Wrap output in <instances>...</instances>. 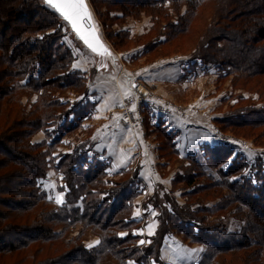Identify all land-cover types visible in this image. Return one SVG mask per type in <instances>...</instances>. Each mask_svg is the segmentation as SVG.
Instances as JSON below:
<instances>
[{
    "label": "trees",
    "instance_id": "16d2710c",
    "mask_svg": "<svg viewBox=\"0 0 264 264\" xmlns=\"http://www.w3.org/2000/svg\"><path fill=\"white\" fill-rule=\"evenodd\" d=\"M89 2L116 50L140 46L146 63L173 54L194 57L227 68L233 83L257 92L259 104L250 97L241 104L238 95L227 113L213 120L221 132L251 138L261 150L249 164L224 143L202 145L203 162L196 154L187 156L189 164L175 181L193 187L184 191L188 199L179 204L163 187L155 190L143 206L157 209L158 226L146 244L138 243L139 223L131 217L137 172L125 169L105 178L106 165L89 137L55 163L51 156L64 132L75 129L91 107L63 102L58 93L72 89L85 95L98 71L113 69L109 59L95 54L88 76L73 70L54 10L43 0H0V264H166L160 249L173 231L204 245L195 264H264V0ZM208 3L210 20L188 50L177 51L182 37L193 36V21L198 25ZM141 14L151 21L142 34L110 28L117 19ZM52 125L56 129L49 131ZM40 130L44 139L32 141ZM153 130L158 150L179 159L175 132L161 122ZM49 166L59 171L65 187L61 205L40 186ZM199 178L204 182H196ZM230 217L240 220L235 230L225 224ZM86 232L97 236V245H85Z\"/></svg>",
    "mask_w": 264,
    "mask_h": 264
},
{
    "label": "rangeland",
    "instance_id": "374dc122",
    "mask_svg": "<svg viewBox=\"0 0 264 264\" xmlns=\"http://www.w3.org/2000/svg\"><path fill=\"white\" fill-rule=\"evenodd\" d=\"M85 1L91 12L94 30L97 33L98 39L102 42L100 47L108 50L105 56L109 59L113 69H116L117 74L109 73L107 77L109 80L118 81L117 79H119L118 82L126 84L129 91L122 92L117 88L116 94L118 98L116 97V100L113 97L114 101L112 98L109 104V113L104 114V117L92 119L88 124L87 119L93 109L89 107L80 124L75 129L64 132L61 136L56 146V149L59 150L56 155L69 152L75 144L85 137L93 140V128H95V132L97 131V133L106 134L107 138L112 136V138H108V142L114 149L122 148L128 150L129 152H126V154L128 153L127 156L132 163L128 170L137 172L134 181L138 192L132 201L131 217L139 223L138 227L134 229L140 236L138 243L146 244L149 241V236L155 232L158 226V211L151 206L144 207V200L160 187H163L164 192L172 193L179 204H183L188 199L184 191L192 190L193 187H185L182 181H175L176 173L184 174L185 166L189 164L186 159L187 156L196 154L200 161L203 162L202 145L217 143L228 144L233 149V155H240L248 164L258 155L261 148L255 146L251 138L236 137L230 132H221L217 125L214 124L213 119L216 116L227 113L228 105L235 102L238 95L244 99L240 101L241 104L248 103L245 100L247 97L251 98V102L253 101L257 104H259L260 99H258L257 92L247 90L242 87L241 83H233L232 74H226L227 68L222 69L212 63H201L199 60L194 59V57L191 58L193 59V63L191 64L193 71L186 72L189 75L177 83H153L142 79L140 70L145 65L148 66L162 58L179 57L182 54H173L146 63L145 56L141 55L142 50L140 46L134 49L116 50L112 46L111 41L106 38L98 16L89 0ZM102 9L104 8L102 7ZM201 13L198 14L197 18L198 25H196V19L193 21L195 28H192L193 36L187 35L182 37L177 51L184 52L194 44L195 34L204 29L205 23L212 16L211 3H208ZM111 14L120 16V12L118 11L112 10ZM61 21V31L63 32L61 41L71 50L73 58H81V60H84L85 68L89 67L88 69H90V66L96 60V55L75 36L66 21L62 18ZM150 25L149 16L141 14L136 18L127 16L123 19H117L113 21L110 28L116 31L126 29L131 35H138L145 32ZM91 44H94V42ZM166 49V51H170V49L174 50V47H167ZM75 65H77L76 62ZM81 73L84 74L83 72ZM110 74L113 77H110ZM58 94L59 99L63 102L78 100L81 101V104L86 103L84 100L85 95H79L72 89H67ZM130 98H134L132 103H130ZM34 99L35 95H32L30 101ZM22 100L25 102L27 108H31L30 103L26 101L27 96H23ZM159 117H163L164 119H160ZM165 121L170 128H175L177 124L173 122L178 121L183 130L187 132L194 131L193 154L182 155L179 156V159H175L166 152L158 150L160 141L153 129L161 122L170 131L168 125L164 124ZM55 129L56 126L54 125L48 127L49 131ZM184 136L188 137L187 133ZM205 138L210 141H205ZM31 140L36 142L34 135ZM179 149L183 154L182 145H179ZM141 165L146 168L141 171L143 179L138 176L140 175L139 168ZM209 172L215 175V171L210 170ZM244 172L247 174L246 171ZM105 173V178L108 179L118 177V174L109 176L108 172L105 171ZM60 178L59 171L52 166L49 170L47 169L45 177L39 180V182H55L53 181L55 179L57 184L61 183L60 188H63L65 191ZM173 182L179 183L174 184ZM196 182H204V180L199 178ZM194 198L196 196L194 197L193 195L190 199L194 200ZM209 198L207 197L208 200ZM212 202L211 198L208 203L211 204ZM225 224L230 230H235L238 228L240 220L230 217L225 219ZM154 227L155 229L153 230ZM76 231L73 229L72 233H76ZM83 239L87 247L95 246L99 241L97 236L89 232H86ZM203 251L204 245L191 243L187 239H184L181 233L176 231L169 232L164 236L160 249L161 257L166 264H195Z\"/></svg>",
    "mask_w": 264,
    "mask_h": 264
},
{
    "label": "crops",
    "instance_id": "0c3cea01",
    "mask_svg": "<svg viewBox=\"0 0 264 264\" xmlns=\"http://www.w3.org/2000/svg\"><path fill=\"white\" fill-rule=\"evenodd\" d=\"M134 53V52H133ZM75 62L77 65H75ZM193 59L189 58L186 55H182L179 57H168V58H162L160 60H156L154 63H151L150 65L141 68L140 72L142 73L141 78L144 80H148L153 83H163V84H173L177 83L178 81L185 79L189 74L186 72L193 71L192 64ZM79 65V66H78ZM91 65V64H90ZM71 68L73 70H77L80 72H83L85 76H88L89 74V67L85 68L84 66V60H81V58H74L71 63ZM88 69V70H87ZM115 74L116 69H112L111 71H98L96 75L93 77L92 82L88 85V91L85 94L84 100L86 102H89L91 104L92 112L89 113L87 123L94 118H100L104 117V114H106L110 108L109 104L111 103L112 98L116 97L118 98V95L116 94L117 88L122 92L129 91L128 87L124 83L118 82L115 80H109L107 75ZM110 74V77H113ZM117 74V73H116ZM113 95V96H112ZM113 98V101L115 100ZM117 100V99H116ZM109 113V112H108ZM160 119H164L163 117H159ZM174 124H177V126L171 127L167 124L165 121V125L169 127L170 131L175 132L174 142L176 145V148L179 151V156H186L187 154H193L194 153V131L187 132L183 130L180 127V124H178V121L173 122ZM87 124V125H88ZM93 133V145L92 149L97 153L98 158L104 162L106 165L105 171L108 172L109 176H115L119 174L120 171L128 169L131 167L132 163L130 162L126 152H129L128 150L122 149V148H116L114 149L113 146L109 145L108 138H112L104 135L103 133ZM185 133H187V136H184ZM44 132L38 131L34 134V140L36 142H40L44 139ZM205 141H210L205 138ZM179 145H182L183 147V154L179 149ZM58 149H55L52 152V156L55 157L54 161L58 160ZM64 151V150H61ZM52 166H49L48 170ZM146 169L145 166H142L139 168L138 175L141 179L142 177V170ZM110 172V173H109ZM55 182H40V186L44 189L47 196L49 198H52L54 202L58 205L63 204L64 202V194L65 191L61 187V183L57 184V181L54 179ZM60 182V180H59ZM144 186V185H143ZM59 187V188H58ZM144 197V196H143ZM60 200L61 202H57ZM156 227V226H155ZM153 228V230L155 229ZM152 230V231H153Z\"/></svg>",
    "mask_w": 264,
    "mask_h": 264
},
{
    "label": "water",
    "instance_id": "95a60500",
    "mask_svg": "<svg viewBox=\"0 0 264 264\" xmlns=\"http://www.w3.org/2000/svg\"><path fill=\"white\" fill-rule=\"evenodd\" d=\"M43 1L46 4V6H48L52 10H54L64 21L67 22L68 26L73 30L75 36L79 40H81L88 47H89V45H92V47H89V48L94 54L107 55L108 50L100 47L102 42H100V40L97 37V33L94 30L91 12H90L88 4L85 0H84V5H85L87 15H83V13H81L82 18L77 20V28L76 29H74L72 27V24L70 21H67L64 19L63 15L59 11H57V9L55 7H53L51 4L47 3L46 0H43ZM60 2H62V0H54V3H60ZM85 40H87L88 43H85ZM92 42H94V44H91ZM93 48H95L96 50L93 51Z\"/></svg>",
    "mask_w": 264,
    "mask_h": 264
},
{
    "label": "snow or ice",
    "instance_id": "6c2138e0",
    "mask_svg": "<svg viewBox=\"0 0 264 264\" xmlns=\"http://www.w3.org/2000/svg\"><path fill=\"white\" fill-rule=\"evenodd\" d=\"M46 2L55 7L63 15L65 20L70 21L74 29L77 28V20L82 18L81 13L87 15L84 0H62L60 3H54V0H46ZM85 43H88V41L85 40ZM89 47H92V45H89ZM95 50L93 48V51ZM57 202L59 203L61 201L58 200Z\"/></svg>",
    "mask_w": 264,
    "mask_h": 264
},
{
    "label": "built area",
    "instance_id": "2783aa9c",
    "mask_svg": "<svg viewBox=\"0 0 264 264\" xmlns=\"http://www.w3.org/2000/svg\"><path fill=\"white\" fill-rule=\"evenodd\" d=\"M134 101V98H130V103H132Z\"/></svg>",
    "mask_w": 264,
    "mask_h": 264
},
{
    "label": "bare ground",
    "instance_id": "6f19581e",
    "mask_svg": "<svg viewBox=\"0 0 264 264\" xmlns=\"http://www.w3.org/2000/svg\"><path fill=\"white\" fill-rule=\"evenodd\" d=\"M93 15V14H92Z\"/></svg>",
    "mask_w": 264,
    "mask_h": 264
}]
</instances>
